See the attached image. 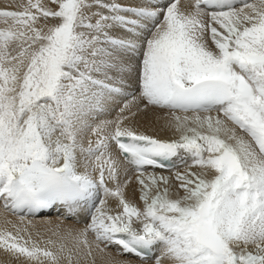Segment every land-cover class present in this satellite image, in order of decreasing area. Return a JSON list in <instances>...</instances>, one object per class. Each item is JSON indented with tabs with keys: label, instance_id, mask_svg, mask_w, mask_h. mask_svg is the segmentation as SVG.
Returning a JSON list of instances; mask_svg holds the SVG:
<instances>
[{
	"label": "snow or ice",
	"instance_id": "1",
	"mask_svg": "<svg viewBox=\"0 0 264 264\" xmlns=\"http://www.w3.org/2000/svg\"><path fill=\"white\" fill-rule=\"evenodd\" d=\"M0 22V200L24 214L0 227V250L19 264H95L93 246L112 244L155 264H264V0H27ZM133 72L139 95L90 124ZM151 109L176 138L131 126ZM112 143L137 173L136 200ZM175 157L176 185L147 171ZM58 206L89 222L30 231L27 215Z\"/></svg>",
	"mask_w": 264,
	"mask_h": 264
},
{
	"label": "bare ground",
	"instance_id": "2",
	"mask_svg": "<svg viewBox=\"0 0 264 264\" xmlns=\"http://www.w3.org/2000/svg\"><path fill=\"white\" fill-rule=\"evenodd\" d=\"M106 2H110V0H106ZM119 3L126 6H163L165 3L168 2V0H118ZM189 0H181V6H185L186 3H188ZM27 3V0H0V10H21L22 6ZM52 23H55V21H51ZM3 24L0 22V27H2ZM115 34H121V33H115ZM138 58L133 57L130 60V63L133 65L136 63L138 64ZM124 79L127 81V87L124 88V92L126 95L123 96H114L111 100L107 101L104 104V111L95 114L92 118L89 119V123L93 126L96 124H99L102 121L105 120H114L117 118V116L120 114V110L126 103H132L133 97L139 95L138 91V84H137V76L136 73L133 72L131 74L125 75ZM131 95V96H130ZM130 96L129 99L127 97ZM142 107V105H141ZM132 111H136L135 104H133ZM191 115V113H189ZM212 115H216L215 112L212 113ZM168 119L169 115L167 111H162L159 109H151L147 112L139 111L137 112L136 116L131 121V126L134 127L138 132L144 133L146 135L160 138V139H167L171 140L176 138L174 135V129L170 128L168 125ZM92 139L95 141L97 137L91 133V131H88L86 133L85 138V146H87V139ZM110 151L113 155V157L119 162L120 169H121V181L125 179V172L127 173V177L131 179V183L129 187L126 189V194L129 199L136 200L139 192V185L136 182V171L131 169L127 164H125L122 159L119 157L117 151L115 150V147L113 143L110 145ZM188 163H191V161H188ZM185 164L180 166L179 168L175 169L174 171H164V170H151L147 168L148 172H156L160 175L165 176H171L173 177V184L176 185L177 182L175 181V172H183L185 169ZM193 171H196V168L192 169ZM112 183L109 182V187H112ZM175 191V188H174ZM180 194L182 195V190L180 191ZM101 198H103L101 196ZM117 202L113 200L112 198H109L108 201V207L113 209L114 211H117L116 208ZM11 221L9 224H5V221ZM31 220L33 224L36 225L35 228H30V231L35 233L37 230L41 232L44 239H48L51 236V232L48 231L49 228L54 226L53 224H56L63 220L64 228L72 227L75 229H81L83 228L88 222L89 219L87 218L84 222L76 221L74 219H65L62 216L59 215H49V216H41V217H26V221ZM25 221V223H26ZM13 225H17L19 227H23L24 224L20 221V215L15 214L11 210L5 209L3 201L0 200V227H8L10 230L13 229ZM63 231V229H62ZM53 239H56V237H52ZM89 239L94 240V236L92 234H89ZM69 247L72 246L71 241H68ZM101 247H104L102 244ZM160 254V248L158 250V253L156 256H159ZM93 257L95 258V264H155V261L153 258H149L148 260H142L140 258L131 257L129 255L123 254V252L116 247V244H112L107 246L106 251L104 253H100L98 250L95 249L93 246ZM0 264H19V262L13 258L11 255L7 254L6 252L0 250ZM83 264V261H82ZM89 264H91V258L89 259ZM164 264H167V261H164Z\"/></svg>",
	"mask_w": 264,
	"mask_h": 264
},
{
	"label": "rangeland",
	"instance_id": "3",
	"mask_svg": "<svg viewBox=\"0 0 264 264\" xmlns=\"http://www.w3.org/2000/svg\"><path fill=\"white\" fill-rule=\"evenodd\" d=\"M133 65H136V63H134ZM137 82V81H136ZM138 84V83H137ZM131 96V95H130ZM130 96H128L127 97V99H129L130 98ZM120 112V111H119ZM53 225H55V224H53ZM53 227V226H52Z\"/></svg>",
	"mask_w": 264,
	"mask_h": 264
}]
</instances>
